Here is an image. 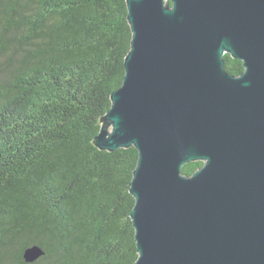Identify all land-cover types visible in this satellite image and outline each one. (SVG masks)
I'll use <instances>...</instances> for the list:
<instances>
[{
    "label": "water",
    "instance_id": "95a60500",
    "mask_svg": "<svg viewBox=\"0 0 264 264\" xmlns=\"http://www.w3.org/2000/svg\"><path fill=\"white\" fill-rule=\"evenodd\" d=\"M126 5L122 85L94 145L138 152L134 264H264V0ZM43 255L35 245L22 258Z\"/></svg>",
    "mask_w": 264,
    "mask_h": 264
},
{
    "label": "trees",
    "instance_id": "16d2710c",
    "mask_svg": "<svg viewBox=\"0 0 264 264\" xmlns=\"http://www.w3.org/2000/svg\"><path fill=\"white\" fill-rule=\"evenodd\" d=\"M130 41L126 0H0V264L137 260L138 152L94 145ZM35 245L44 255L26 263Z\"/></svg>",
    "mask_w": 264,
    "mask_h": 264
}]
</instances>
